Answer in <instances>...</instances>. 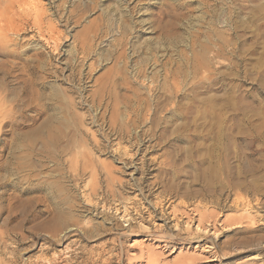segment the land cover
<instances>
[{"label": "rangeland", "instance_id": "1", "mask_svg": "<svg viewBox=\"0 0 264 264\" xmlns=\"http://www.w3.org/2000/svg\"><path fill=\"white\" fill-rule=\"evenodd\" d=\"M3 1L0 264H264V0Z\"/></svg>", "mask_w": 264, "mask_h": 264}, {"label": "bare ground", "instance_id": "2", "mask_svg": "<svg viewBox=\"0 0 264 264\" xmlns=\"http://www.w3.org/2000/svg\"><path fill=\"white\" fill-rule=\"evenodd\" d=\"M3 2H5V0ZM36 2H38V1H36ZM26 11H28V10H26ZM14 14H15V11H14V9L12 10L11 6L5 8L3 10H0V21H1L2 18H3V20L5 19L4 21H7L6 23L3 22L5 24L4 26L3 25L2 26L0 25V48L1 49H4L5 48L4 47L5 44H7V43L9 44V42H11V39L9 38L8 33H15V32H18V31H20L22 29H25L24 24H26L28 22L27 21V18H25L23 15L22 16L24 18L22 16L20 17V14L18 16L20 17V20H21V18H22V20H21V22H16L15 21V18H14ZM38 14H36V15H38ZM19 17H18V19H19ZM39 18L38 19L37 18L36 19H33V22L32 23L34 25L33 27L37 28V32L38 33H41L42 20L39 19ZM0 24H1V22H0ZM11 49H13V48H11ZM3 53L5 54L4 55L5 57L6 56H9L8 52H4L3 51ZM12 53L13 54H18V52H15V51H12ZM92 227H94V225ZM88 229H91V228H88ZM62 234L63 233H60V236H62L65 239L66 237H68L70 235V232H66L63 235ZM68 249H70V246H66L65 247V250H67V253L69 254V250ZM80 252L81 253L78 256L80 261H78L77 264H123L122 259H121V256L119 254L120 252L117 251V248L116 247L115 248L114 247H108V246L90 247L89 249H83ZM65 255H67V254H65ZM144 255H145V258L148 260V262L152 261L153 258H154V256H155L154 254H149V253H147V254L145 253ZM69 256L70 255H68V257ZM75 256H76V254H75ZM75 256L74 255H71V257H69L68 259L66 258V260H64L65 261L64 264H72L71 263V259H74L72 257H75ZM59 258L60 257H54V258L51 257V259L49 261V264H60L61 262L60 261H59L60 263L58 262V259Z\"/></svg>", "mask_w": 264, "mask_h": 264}]
</instances>
